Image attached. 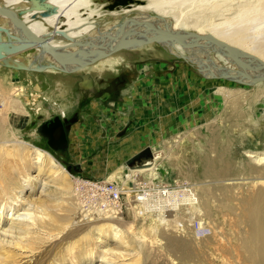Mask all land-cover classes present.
Listing matches in <instances>:
<instances>
[{"label":"rangeland","instance_id":"obj_1","mask_svg":"<svg viewBox=\"0 0 264 264\" xmlns=\"http://www.w3.org/2000/svg\"><path fill=\"white\" fill-rule=\"evenodd\" d=\"M89 1L77 15L84 18L90 9L102 23L109 13L105 4L112 0ZM239 2L163 1L170 19L181 26L193 31L216 27L227 35L248 36L244 41L249 47L264 46V0L246 13ZM85 75L94 80V90L81 84ZM144 84L149 86L140 90V97L157 98L158 132L151 146L162 155L151 168L130 170L127 140L116 144L118 135L103 120H110L105 117L111 109L118 121L117 111H125L116 101L137 95ZM55 116L75 121L68 144L60 149L51 148L39 132L41 123ZM109 134L113 136L107 141ZM18 142L24 143L31 161L36 148L52 155L74 181L73 188H62L50 175L52 167L46 166L44 173L38 164L22 170ZM137 180L181 185L186 189L178 203L190 202L187 197L194 195L192 203L178 204L163 217V212L133 207L124 195L112 217H94L104 202L96 199L94 183L127 187ZM14 181L28 183L23 195L43 204L21 208L28 214L25 222L6 219L16 207ZM81 205L93 212H84L71 225ZM51 217L59 223L56 227L36 225ZM11 225L16 233L9 232ZM0 246L8 256L0 264H264V81L208 78L156 42L121 50L71 73L0 65Z\"/></svg>","mask_w":264,"mask_h":264},{"label":"bare ground","instance_id":"obj_2","mask_svg":"<svg viewBox=\"0 0 264 264\" xmlns=\"http://www.w3.org/2000/svg\"><path fill=\"white\" fill-rule=\"evenodd\" d=\"M163 1L166 2V0H146L142 3L140 0H133V2L127 6H121L119 8H116L113 11L109 10V13L105 15V20L102 23L98 20L99 18L98 19L96 17L93 18V11L90 9L85 10V11H91V12H87L86 17L84 18L77 15L78 9L84 6H88L90 4L89 0H0V5L5 8L10 9L14 13H16V11L19 12L20 17L26 22V24L31 28V30H33L39 36H42L46 38L47 40H49V42L53 46H58V47L67 46L73 50L77 48V46H75V43H77V41H86V40H90V38H96L98 36H103L106 30H108L107 28H110L112 25L114 30L117 29L116 25H118V22H121L126 17L129 18V20L131 21H134L136 19H145L147 20L148 23H157L159 24V26L171 25L173 30L193 31L187 28L191 26H188V25L181 26L178 22L172 21L168 14L169 12H167L166 8L164 7ZM257 1H260V0H240L239 6H243L244 11L246 13V12L254 10L253 8L252 9L250 8L253 7L251 5H253ZM135 3H140V4H135ZM105 9H106V6H105ZM155 17H158V18H155ZM0 26H3V27L5 26V28H10V31L12 34L20 36L22 39L25 38V34L18 27H16L9 18L7 17L5 18V16H2V15L0 16ZM114 30L111 31L110 34H112ZM194 32H197L200 34H207L205 32L211 33L215 35L216 37L222 40H225L230 44L243 48L244 50L257 55L261 59L264 60V56L262 54V50H264V46L258 45L255 47H249L247 43H245L244 41V39L247 41L248 36H244V35L240 36L239 34L238 35L237 34L227 35V34H224L222 31H219L216 27L210 28L208 29V31H205V29L203 28H198V30L195 29ZM61 37H64V38H61ZM0 38H1V42L2 41L6 42L8 45V46L5 45V47H3L5 48L4 50L7 51L5 53V56L10 57L14 62H19V63L24 64L25 66H29L32 69L30 70V72L36 71L35 69L39 68L40 62H41L40 65H43V67H45V70L42 72H45L47 70L59 71L54 67V66H58L57 60L49 53H46L45 51H43L40 48V46L35 45L34 47H30V46L25 47L22 45L23 42L21 43L17 41L16 39L8 36L7 33L1 32V31H0ZM149 44H152V43H149ZM149 44H146V45H149ZM160 45L164 48H168L169 50H171L173 54L184 59L191 66L195 67L198 71H199L198 66L202 65V67L207 66L208 68L213 69L212 72H216L217 74L222 71H227V73L229 72V73H234V74L239 73V70H240L239 65L233 64L229 60V58H224L219 53L215 52L211 48H208L209 46L208 44H203V45L194 47L189 50H186L180 44H175L174 46H170V45L166 46L162 44ZM7 47L8 49H6ZM102 60H99L98 62L91 64V65H95ZM0 62H2L1 59H0ZM91 65H88V66H91ZM88 66H85L84 68ZM13 69H16V68H13ZM82 69L78 71H81ZM17 70H23V69H17ZM201 73L208 78L214 79L212 73H209V74L207 72L206 73L201 72ZM218 79H223V78H218ZM240 83L247 84L249 83V81L245 80V81H241ZM23 145H24L23 142H18V147L15 148L17 155L19 156L21 165H22L21 167L22 170L23 169L28 170V168L31 167L33 164H38L39 173H44L46 172L45 170H47L45 169L46 166H49L50 168L52 167V169H50V175L53 177L55 176V178L59 180L58 182H60V185L62 184L61 185L62 188H66V189L73 188L74 181L70 179V177L66 174L63 167L56 163L52 155H50L47 152L40 151L36 148L33 151L34 160L31 161L32 157L29 155V151L24 149ZM157 159L158 158L155 159V162L157 161ZM261 159L262 157L259 158V160ZM143 169H148V168H143ZM143 169H130V170H143ZM57 173H60L62 177H64L68 181L66 182L61 181L58 178ZM13 183H16V186L18 187V192L16 191L17 200H16V203H13L16 207H14L11 210L12 215L9 217L7 216L6 219H12L13 221L17 223L25 222L27 221L28 214L24 212H20V209L22 208V209L27 210L29 209V207L27 206L32 205V204L34 208L36 206V209H40L41 207H43V204L41 202L37 203L38 201L36 200L35 202H33L32 201L33 199H28L23 195V189H26L28 187L29 185L28 183L23 184L20 181L18 182L14 181ZM90 184H93V183H90ZM133 185H130V186L127 185V187H125L123 183L122 190L128 193L129 201L131 202L133 207L137 208L140 205L139 202L141 198H139L138 196L140 194L132 193L133 190H131L130 187ZM66 189H63V190H66ZM193 196L194 195H190L189 197H187L190 202H187L186 200L183 199L184 201H179L178 203L177 200L179 199H177L176 200L177 202L175 203L174 206L176 207L178 204H183V203L185 204L192 203ZM104 205L106 208L102 205L103 209L100 212L98 210L93 212V210L90 209L93 213L95 214L97 213L96 215H94V217H98L100 216L99 214H102L106 216L104 218H107V217L110 218L112 217L110 213L112 214L115 211V209H117V211L119 210L117 205L109 206L106 203H104ZM84 207H86V205L84 206L81 205L79 207L78 213L76 214L74 219L71 221V225H73L76 220L79 221L78 219L84 216V212L86 213V211L87 212L90 211L88 210L89 207L88 209ZM112 209H113V212H112ZM163 217H164V212H163ZM66 218L67 217H62L61 219L64 221ZM101 218L104 219L103 217ZM55 221L56 220H54L53 218L52 220H46L44 218H40L38 219V221H36L37 222L36 225L43 227V228L56 227L57 224L59 223H55ZM102 229L103 227H100V230ZM9 232L16 233L17 228H14V226L11 225ZM17 243L19 244L18 241ZM1 247L4 249V246H0V248ZM2 248L0 250L2 254V256L0 254V260L2 262H6L4 258H3L4 260H2L1 258L3 257V255H5V257H8L6 256V253L3 251Z\"/></svg>","mask_w":264,"mask_h":264},{"label":"water","instance_id":"obj_3","mask_svg":"<svg viewBox=\"0 0 264 264\" xmlns=\"http://www.w3.org/2000/svg\"><path fill=\"white\" fill-rule=\"evenodd\" d=\"M132 2L133 0H112L106 6V9L113 11L121 6H127ZM0 15L9 18L11 22H13V24L25 34V38L22 39L20 36L12 34L8 28L3 26H0L1 32L7 33L8 36L21 43L23 42L22 45L25 47H34L35 45L40 46L43 51L49 53L57 60L58 66L54 67L62 72H75L85 66L110 57L121 50L139 48L153 42L166 46L180 44L186 50L203 44H208V48H211L224 58H229L233 64L239 65L240 70L237 74L227 73V71H222L217 74L216 72H212L213 69L199 65V71L204 73L207 72L208 74L212 73L214 78H224L236 82L245 80L249 81L247 84L264 81L263 59L243 48L230 44L211 33L200 34L188 30H173L171 25L159 26L157 23H148L145 19L131 21L126 17L121 22H118V25H116L117 29L114 30L111 25L110 28H107L108 30H106L103 36L90 38V40L86 41H77V43H75L77 48L72 50L67 46H53L49 40L39 36L31 30L19 15L1 5ZM113 30L114 32L110 34ZM5 45H7V43L3 41L1 42L0 38V47H2L0 48V59L2 61L0 62V65L28 71L32 70L29 66L14 62L10 57L5 56V53L7 52L4 50L5 48H3ZM40 63L39 68L35 69L37 72L45 70V67L40 65ZM81 84L83 87L93 90L94 80L89 77V75H85L83 76ZM39 89L40 87L36 86V90ZM39 132L44 135L42 126L39 128ZM65 141L66 144H68L67 137H65ZM161 155V151H154L151 147H146L133 157L129 158L126 165L129 169L149 168L153 166L155 159ZM75 166L76 168H80L81 165L76 164Z\"/></svg>","mask_w":264,"mask_h":264},{"label":"crops","instance_id":"obj_4","mask_svg":"<svg viewBox=\"0 0 264 264\" xmlns=\"http://www.w3.org/2000/svg\"><path fill=\"white\" fill-rule=\"evenodd\" d=\"M146 86L148 87L149 85L144 84L141 86L140 89H137V95L128 94V95H125V97H123V100L116 101L119 104L120 110L125 111V113H121L120 111H117V113L119 114L118 121L116 120L114 121L115 119L114 116L113 117L111 116L113 115L111 109L107 110V112L105 111L108 116L106 117L104 116V117L110 120L108 121L106 120L107 122L103 120V123L105 126H109V127L111 126V129L115 131L114 132L115 135H118L119 139L115 140L117 141L116 144H118L122 140H127V143L125 146L128 152L125 154H128V153H131V154L128 156L125 163L127 162L129 158L133 157L134 155L139 153L144 148L151 147L153 149V146H151V144H153L154 142L156 143L158 125L155 122V119H156L155 102L157 98L154 95L155 101H152L153 99L144 100L140 97V93H139L140 90L142 88H146ZM96 112L101 113L100 110H97ZM104 117L103 119H105ZM83 121H80V122H83ZM114 123H116V125L113 127ZM130 128H131L130 132L127 133V131ZM124 130L126 133H124V135L123 134L119 135V133ZM112 136L113 135L109 134L106 137L107 141H109L112 138ZM99 137L100 135H98V138ZM103 139L105 140V138H102V140ZM91 149L93 148H90L89 150ZM96 149H97V145H95L94 147V150ZM125 154H123V156ZM77 164H80V163H77Z\"/></svg>","mask_w":264,"mask_h":264},{"label":"built area","instance_id":"obj_5","mask_svg":"<svg viewBox=\"0 0 264 264\" xmlns=\"http://www.w3.org/2000/svg\"><path fill=\"white\" fill-rule=\"evenodd\" d=\"M96 193L94 194L96 199H104V203L111 205H122L123 196L126 195L128 199V193L122 190L123 185H118L115 182H103L99 184H93ZM181 185L176 186L165 185V186H156L150 180H137L134 185L130 187L133 190V194L137 193L140 199L139 206H143L145 209H152L157 212H166L171 210L172 207H175L176 200L178 195L182 194L184 188L180 187ZM103 202L101 206L105 207ZM99 204V200H98ZM106 208V207H105Z\"/></svg>","mask_w":264,"mask_h":264},{"label":"flooded vegetation","instance_id":"obj_6","mask_svg":"<svg viewBox=\"0 0 264 264\" xmlns=\"http://www.w3.org/2000/svg\"><path fill=\"white\" fill-rule=\"evenodd\" d=\"M108 4L109 2H107V4L105 5L107 6ZM73 122L75 121L72 119L69 120L66 117H64L61 120L59 116H55L52 120L41 123L40 126H42L44 136L47 139V142L49 146H51V148L60 149L65 147V145H67L65 141V137H67V143H68V139H70V137L67 134L68 132H70V128L74 124Z\"/></svg>","mask_w":264,"mask_h":264}]
</instances>
